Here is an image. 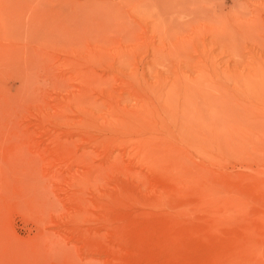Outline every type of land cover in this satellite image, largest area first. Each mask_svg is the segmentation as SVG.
<instances>
[{
    "label": "rangeland",
    "instance_id": "rangeland-1",
    "mask_svg": "<svg viewBox=\"0 0 264 264\" xmlns=\"http://www.w3.org/2000/svg\"><path fill=\"white\" fill-rule=\"evenodd\" d=\"M0 264H264V0H0Z\"/></svg>",
    "mask_w": 264,
    "mask_h": 264
},
{
    "label": "bare ground",
    "instance_id": "bare-ground-1",
    "mask_svg": "<svg viewBox=\"0 0 264 264\" xmlns=\"http://www.w3.org/2000/svg\"><path fill=\"white\" fill-rule=\"evenodd\" d=\"M139 1H140V0H139ZM161 1H162V0H161ZM167 1H170V0H167ZM173 1H174V0H173ZM165 2H166V1H165ZM165 2L163 3V5L165 4ZM186 2H187V1H185V3H186ZM168 3H169V2H167V4H166L167 6H168ZM178 3H179V2H178ZM167 6H166V8H167ZM172 6H173V5H172ZM178 8H179V7H178ZM167 9H169V8H167ZM164 10H166V9L164 8ZM164 10H163V11H164ZM170 10H171V9H170ZM174 10H176V9H174ZM174 10H172V11H174ZM177 10H180V8L177 9ZM177 10L174 11V12L177 13ZM185 10H186V9H184V11H185ZM172 11H171V12H172ZM171 12H170V13H171ZM174 12H173V13H174ZM164 14H166V12H165ZM167 14H168V13H167ZM171 14H172V13H171ZM184 15H185V14H184ZM188 16H189V15H188ZM176 17H178V16H176ZM187 21H188V20H187ZM184 24H185V23H184ZM188 25H189V24H188ZM171 28H172V27H171ZM167 32H168V31H167ZM171 32H172V31H171ZM171 32H169V33L172 34L173 32H172V33H171ZM167 35H169V34H167ZM177 40H178V39H177ZM166 95H167V94H166ZM188 95H189V93H188ZM204 96H205V95H204ZM207 100H208V101H207ZM209 102H212V101H209V99H205V102L203 103V106H204V107L206 106L205 108H207V107H208V104H211V103H209ZM168 105H169V104H168ZM217 113H218V112H217ZM202 115H203V114H202ZM181 120H182V119H181ZM185 121H186V120H185ZM202 123H203V122H202ZM182 124H185V123L182 122ZM186 124H187V122H186ZM186 126H187V125H186Z\"/></svg>",
    "mask_w": 264,
    "mask_h": 264
}]
</instances>
